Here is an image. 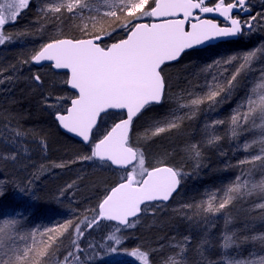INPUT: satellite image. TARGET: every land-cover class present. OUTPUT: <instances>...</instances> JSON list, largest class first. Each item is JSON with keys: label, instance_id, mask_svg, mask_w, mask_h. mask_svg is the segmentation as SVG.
I'll return each instance as SVG.
<instances>
[{"label": "snow or ice", "instance_id": "snow-or-ice-1", "mask_svg": "<svg viewBox=\"0 0 264 264\" xmlns=\"http://www.w3.org/2000/svg\"><path fill=\"white\" fill-rule=\"evenodd\" d=\"M43 7L39 15L51 20L53 26L64 21L74 25L68 31L53 35L35 49L23 64H41L49 62L54 71L66 72L63 81L72 95H46L42 93V103L52 110L56 124L66 133L80 138V143L88 149L87 155L56 165L65 168L71 164L100 161L109 168H118L124 172L116 184L107 188L98 198L95 208L85 212L75 223L68 221L53 227L38 229L29 225L26 202L17 203L10 213H6L2 201L7 199L9 184L0 173V219L6 215L13 218L8 221L14 226L16 235L8 237V244H0V264H32L29 253L49 259L55 258L54 264H90L87 257L98 249L103 251L104 241H108V254L117 252V245L126 244L124 237L136 226L142 215L155 211L168 202L177 192L184 173L165 161L149 162L145 167V151L137 141L135 124L150 112L159 111L152 117L145 130V139L166 131L179 130L185 119H191L200 104L207 103V110L215 111L223 102L231 99L245 80H251L253 62L264 64V42L243 52L230 53L222 59L210 62L202 72L208 74L203 89V97L190 94L188 104L180 103V97L170 92L166 77V66L188 54L195 46L216 45L218 40H235L252 34L257 25H264V9L253 11L251 0H118L114 10L107 11L103 21L86 0H41ZM35 7L34 0H3L0 2V46L11 37L3 34L4 26L15 22L22 10ZM87 13V14H86ZM218 17L219 19H217ZM123 33L122 38L116 39ZM111 38L114 42L106 43ZM223 67V73L219 71ZM216 70L213 71L212 69ZM2 71V70H0ZM260 79L264 81V67L260 68ZM8 79L0 78V82ZM32 80L39 86L44 81L40 75H33ZM251 88V85L248 86ZM264 89V83L260 85ZM255 100L251 91L237 99L233 114L228 121L216 119L211 125H205L207 143L217 144L223 137L216 133L224 126H230L233 136L239 131H247L257 120L264 121V100L259 111L255 110ZM163 110V111H160ZM243 110V111H241ZM116 115L119 119L106 117ZM251 122V123H250ZM25 134L11 130L3 139L10 147L0 152V160L12 164L21 163V157L31 159L28 149L23 146ZM264 143V141H261ZM42 150L47 145L39 141ZM201 144L189 145L187 151L195 158L201 156ZM248 144H245L247 149ZM261 161L264 167V148L251 156L250 160L240 161L245 164ZM31 167H36L32 165ZM38 177L35 174L25 176L17 193L22 198L34 196L29 189ZM237 182L240 177L236 178ZM247 186V181H243ZM75 181L66 185L65 190H73ZM264 192V184L260 185ZM62 194L64 190H61ZM236 188L222 190L216 206L207 203L201 205L200 219L185 215L189 226L204 225L208 231L205 213H220L232 202L230 193H238ZM216 193L209 192V198L215 200ZM194 207L186 205L185 208ZM258 208L264 210V203ZM225 221V231L220 236L222 254L219 258L205 256V249L196 251L201 264H264V254L253 258L256 253L244 256L242 246L255 242L257 237L240 238L230 235ZM214 227V224L211 225ZM93 232L102 233L99 242L90 238ZM24 233V234H22ZM43 251L37 252L36 234ZM207 244V236L203 237ZM24 247L20 241H29ZM264 249V235L259 237ZM65 241L68 243L65 244ZM183 245V247H181ZM192 245L191 234L176 241L173 252H181L180 260H186L185 248ZM211 247V245H208ZM127 255L135 257L139 264H155L157 252L147 246H139ZM84 257V259H81ZM165 264H178L171 259Z\"/></svg>", "mask_w": 264, "mask_h": 264}, {"label": "rangeland", "instance_id": "rangeland-1", "mask_svg": "<svg viewBox=\"0 0 264 264\" xmlns=\"http://www.w3.org/2000/svg\"><path fill=\"white\" fill-rule=\"evenodd\" d=\"M0 2H3V0H0ZM86 2L89 3L90 7L95 12L99 13L98 15H104L107 11L113 10L115 8L116 4L118 3V0H86ZM251 4L254 6L253 11H260L261 9H264V5L262 6L259 3L256 4L253 0H251ZM24 12L25 10L21 11L20 16L17 18L15 22H10L6 24L7 26H5L2 30L3 34L11 37L10 30H13L12 29L13 26L17 23V21L20 18H22V14ZM37 15L39 18L40 17L39 13ZM37 15H36V18H37ZM33 23H36L34 25L35 27L37 25L39 26L43 24V23L40 24V22L36 20ZM64 24H65L64 21H60L57 24L58 26H55L53 33L50 35L52 36L60 35L64 31L61 25H64ZM68 26L73 27L74 25L68 24ZM48 28H49V25L47 23L46 24L44 23L41 29L39 28L40 30L37 29L39 34L37 36H33V40L38 39L40 41L43 40L42 42H44L45 40L42 37L43 35L42 32L47 31ZM262 28H264V25H257L256 28L253 30V33L258 32L257 35H260L261 33L260 30ZM24 31L25 29L21 27V30L19 29V31L14 32L12 34V38H11L12 42L6 41L2 46H0V58L2 57V55H4L6 49L8 48V45H10L11 43L12 44L10 47H12L15 50L17 49L16 47L18 46V40H17L19 38L18 36L22 37ZM28 33L30 34V32ZM30 43L31 42H29L28 40L21 41L19 45V49L21 48L23 49L25 46H29ZM226 55H229V54L228 53H223L221 55L213 54L208 58L209 59L208 61H204L201 63L199 62L200 64L197 63L196 66L199 68L200 73L203 74V76H205L208 79L209 78L208 74L202 72V68L207 67V65L210 62L214 61L215 59L217 58L222 59ZM191 65L192 64H186L183 67L187 68ZM46 66L50 67V65H46ZM48 67L47 68L44 67L39 70H36V73L42 77V80L44 79L43 81L46 85V88H47V83H48V85L50 86V90H49L50 92L52 89L53 92L56 90V93L54 92L56 95L69 96L70 94L63 93L62 86L60 84L59 86L56 85L57 80L64 81L66 77L65 76L58 77L57 74L59 73H55L51 67L49 69ZM261 67H264V64H262L259 60L254 61L252 65V71L250 72L251 80L254 83L251 84V88L247 89L245 83H247L248 86L250 85V83H248L249 80H245L243 81L240 87V89H244V90L246 89V91L252 92L253 99L256 102L255 103L256 112L259 111L260 103L262 100H264V89L260 87V85L264 83V81H262L260 78H259V81H257ZM174 70L175 69H171V68H168L167 70L170 76V80L172 79L171 76ZM212 70L215 71L216 69L213 68ZM219 71L223 73L222 66L219 68ZM204 83L205 81L203 82L202 86L204 85ZM169 85H170V89H169L170 92L174 96L180 97L181 98L180 103H183V104L189 103V100L186 99V97H188L190 94H193L194 97H203L205 95V93L203 92L200 93L198 92V90L195 91V89L186 88L185 90V87H183L182 89V87L179 84L176 85L173 81H170ZM229 107H230V104L225 106L223 103L222 107L220 108V111H217V109L215 111H209L207 110V103L200 104L198 108L195 110V112L190 114L191 117H193V119L197 118L199 120V123H198V128L195 130L194 134L191 136L190 141H188L189 142L188 145H186V148L182 149L185 153V158L180 157L181 154L178 155L177 156L178 158H177L176 157L177 154H175L174 152L165 153V154H167L170 158H173L174 160H176L174 162L175 164L174 168L184 173V176L181 179V187L187 180L189 181L193 180V183H194V181L197 180L196 178L202 179V177L203 178L205 177L206 164L204 163V158L208 154L210 155L211 150L214 151L217 149L222 150V151L225 150L226 154H232L233 157L234 156L236 157L234 159L235 162L233 163L232 162L233 160H230V163L228 165L229 168L226 167L228 168V172L230 173L228 174V176H230L231 179L226 180V181L224 180L223 182H221V184L217 186L212 185V186H209L208 188L207 187L203 188L200 192V195L197 196L196 198L197 200L195 199L196 201L194 202H193V193H190V196L188 197L177 194V196H175L171 200L169 207H167L168 205H165V206L161 205V207L156 209L155 211L149 210V212L142 215L139 221L136 223V226L133 229L129 230L127 235L124 237L127 243L126 244L122 243L121 245L116 246L117 252L121 254L119 255L113 254V255L115 256L117 261H122L120 264H139V262L136 260L135 257L127 255L126 252L131 251L134 248L139 247L140 245L145 246L144 245L145 242L142 240L143 235H140L135 240L130 241L129 239L137 236L139 233L143 231H147L149 227H153V224H149V223L154 222L155 219H151V217L158 215L159 212H163V213H168L167 211L175 212L178 215L179 220H178V227H176V231H174L172 235L168 233L166 236L162 237L158 242H156L157 247L150 248V249L156 250L157 252V259L155 261V264H165L166 261H169L171 259L177 260L178 264H201L200 255L196 251L197 249H200V248L205 249V252H204L205 256H209L211 258H219L220 255L222 254V250L220 248V244L222 243V241H220L219 238L225 231V221L228 219L227 218L229 215L228 212L231 211L235 207V205L237 206L235 201H239L238 203H241L240 200L242 199H245V200L244 201L242 200L241 205L243 204L246 205V207L244 208L246 209L247 213L251 212V215H249L251 217L248 219V223L249 221L251 222L249 226L250 228L246 227L245 228L246 230H243L241 227L238 226L235 229V233L239 235L241 232L242 234L248 232V233H253V235L251 236L257 235V228L260 227V224H259L260 219L258 220L257 214H261V212L264 213V210H261L260 208L257 207L259 203H264V202H258L260 199L264 198V192H262L260 189V185L264 184V180H263L264 176L263 178L261 177L259 178V176H261L263 173L259 174L258 171L259 170L264 171V167L263 168L260 167L261 161H254V162H249L245 164H240V161L250 160L253 154L260 152L261 148H264V143H261V141H264V121L257 120L255 124H252L249 130L245 131V134L242 135L241 142L236 145V148L234 147L233 142H232V129L230 126H227V125L222 127L216 133L217 135L223 137L217 144L207 143V135L205 133L204 126L211 125L212 122L216 119H223L225 121H228L230 116L233 114V110H230L231 108L229 109ZM155 116H157V114L155 113L153 114V112H150L147 115H145L144 118L138 120L135 124V128L137 130V141L141 145H144V147L141 150L145 151V167H148L149 162L154 163V164L158 163L159 161L166 162L165 155L159 156L158 153L152 152V150L148 147H150L153 144L159 145L160 143H163L166 138H168V141L169 140L172 141L174 139V136H173L174 133L175 132L177 133V131L179 132V130L166 131L165 133H161L157 136L145 139L144 133L147 128L148 122L152 119V117H155ZM117 117L118 116L113 115L111 117H106L105 119L111 122L112 119H115ZM189 121L190 119H185L180 129L186 126L185 124ZM13 129L16 131H22L25 134L24 139H23V146L28 149L27 155H29L31 159L29 160L26 157H21V163H17L15 165L10 162H5V161L0 160V173L5 174V173L11 172L9 174L11 175L14 174L13 176L15 177V182H17L18 184L19 181H17L16 175L18 174L24 175V173L36 175L35 172H28L29 169L27 168V166H30V168H33L31 166L35 165L36 167L34 168H37V170H39L38 168L46 169L45 173L47 172L46 174L47 178L52 179L56 177L60 179V184L57 186V188L54 191L51 189H47L46 184L42 183L37 178L35 183H33L31 185V188L29 189L31 193H34V196L30 198H22L17 193L16 190L14 191L16 198L20 200V202L27 201L26 205H34L33 209L28 210L27 212L28 217H30L29 216L30 214H32L34 217L33 220L28 219V224L29 225L34 224L36 228L42 230L47 227H53L55 225L61 224V222L63 223V222L71 221V219L68 218V215L71 216V214H77L78 216V218H74L73 221H77V219H82L83 217L79 218V216L83 214L91 215L90 211L87 213L85 212L86 209L91 210L90 208H92V206H88L90 205L88 203L89 201H87V203L83 201V203L81 204L82 200L78 199L79 198L78 193L80 191V189H77L78 180L80 178H87L95 173L101 172L102 169H105L104 166L99 163H94V162L90 163V162L85 161L83 163L77 162V163L71 164L69 167H65V168L56 167L57 163H65L70 160L76 159L78 156L87 155L88 153L83 152V150H81L77 146H75L76 147L75 149L77 150H74V148L71 146V149L73 151H68V152L66 151L65 153L59 155L60 149L57 147V143L52 139L51 136H46L45 132H42V131L39 132L35 128L30 129L23 125H20L14 120H11L9 123H7V125L5 124V125H2V127H0V152H6L8 148L10 147L9 145H6L3 137L9 136L11 134V130ZM229 139L230 141L228 142ZM40 140H43L46 143L47 145L46 149L42 150L40 148L39 146ZM225 140H226L225 145L227 147L224 145ZM201 142H203V147L200 148L201 156L197 160L193 156H191V154L187 151V148L189 145H192V144L199 145L201 144ZM53 143H54V147H53ZM246 143L248 144L247 149H245ZM219 153L220 151L217 152V154ZM57 159L60 160L61 162H59ZM218 159H219L218 161L221 162L223 160V157L219 156ZM227 163H228V160H227ZM108 169H110L108 170L110 175H107V177L108 179L110 178L112 181L110 182V184L111 183L113 184V181L117 182L119 178L124 175V172L117 173L116 170H113L112 168L108 167ZM54 173H56L58 176L59 175L64 176V180L54 175ZM237 177H240L242 181L246 180L247 186H244V185L242 186L241 183H238L239 188H244V191L240 190L238 193H230V195L232 196V202L222 212L205 213L207 221L210 222L208 224L207 233L204 232V225L197 224L195 226L190 227L188 221L184 219V216L186 214L191 215L195 219L199 220L200 213L202 211L201 205L203 204L206 207L207 203L211 202L212 206L215 207L216 201H218L221 197L222 190L226 191L229 187H233L232 181L235 182ZM73 181H75V184H76V187L74 189H76L77 191L74 189L65 190L66 185H68L69 183H72ZM18 185H20V183ZM35 187H38V189H36ZM107 187L108 186L101 187V189L99 190L100 194H102L107 189ZM236 187H233V188H236ZM63 189H64L63 192L65 193V195H62L61 190ZM210 191L213 193H216L215 200L210 201V198H209ZM186 205L194 206V207L185 208ZM53 207L55 209H58L60 214L62 215V217L64 216V218L61 219L59 216H54V219H52L53 216H51L52 217L51 219L50 218L46 219L48 215L50 214V212L54 210ZM162 208L164 209L161 211ZM46 210L48 211L45 213ZM53 213L56 214V211H53ZM39 214H41L43 218L44 217L46 218L40 219ZM12 218H13L12 216L7 215L5 218L0 220V234H4V231L7 232L6 235L8 236L5 238L7 239V243H8L9 236L16 235L14 226L8 222ZM149 218L151 220L147 221V219ZM46 220H49L48 224H51V225L41 226L40 224L45 223ZM240 222H241L239 223L240 226L241 225L247 226L244 219H241ZM213 224H214V227L211 226ZM4 228L7 229L8 231L5 230ZM189 233L191 234V237H192V245L188 248H185V251L188 253L187 259L180 260V257L183 255V253L173 252L172 247L176 246V241L182 240L184 235L189 234ZM205 235L207 236V240H208L207 244L204 242V239H203ZM256 237H257V240L255 242H251L252 244L248 245L245 243L242 246L241 252L244 256H248L250 252L256 253V256H254L253 258H258L259 255L264 254V249L261 248L260 240H258L259 235H257ZM35 240L37 241V244L34 245V247L36 248V251L37 252L43 251L42 246L39 244V241L41 240V236L39 233L36 234ZM26 243H31V240L27 242L20 241L19 246L24 247ZM67 243L68 242L65 241V244ZM209 244L211 245V247L208 246ZM146 245L148 244L146 243ZM170 245L172 247H170ZM181 247H183V245H181ZM29 257L32 260V264H54V260H55V258L49 259L44 256L34 255L33 253H29Z\"/></svg>", "mask_w": 264, "mask_h": 264}, {"label": "trees", "instance_id": "trees-1", "mask_svg": "<svg viewBox=\"0 0 264 264\" xmlns=\"http://www.w3.org/2000/svg\"><path fill=\"white\" fill-rule=\"evenodd\" d=\"M256 4L259 3L260 5H264V0H253ZM35 3V7L30 6L28 9L25 10V12L22 14V18H20L17 23L13 26V30H10L11 32V38H12V34L14 32L19 31V29L21 30V27L23 29H25L22 37L18 36L19 38L18 40V46L16 47L17 49H13L10 45H8V48L6 49L4 55H2V57L0 58V78L2 77H7L8 79L3 80V82H0V127H2V125H7V123H9L11 120H14L15 122H17L20 125H23L27 128H35L37 131L39 132H45L46 136H51L52 139L57 143V147L60 149V154L65 153L66 151H73L71 149V146L74 148V150L77 146L78 148H80L81 150H83V152L88 153V149L87 147L80 143V141H77L71 137H69L68 135H66L65 133H63L61 131V129L59 128V126L56 124L55 120L53 119L52 116V110L48 109L44 106V104L42 103V93L46 94V95H56V90L53 92V90H50V86L47 83V88L45 83H43V86H39L35 83V81L32 80V76L33 75H37L36 70H39L41 68H37L34 63L32 64H23L22 61L27 60L30 55L32 54V52L37 49L43 42L36 39L33 40V36H37L38 30L37 29H41V27L44 25V23L49 25V28L47 31L42 32V37L44 38V40L46 41L49 37H51L53 33V30L55 28V26H58L57 23L55 26H53V23L51 20H48L44 17H42L41 15H39L40 17L38 18V13L41 7H43L44 5L42 4L41 0H34ZM114 10V9H113ZM37 15V18H36ZM98 20H105L107 19L104 15H97L96 17ZM39 21L40 24L43 23L42 25H37L36 27L34 26L36 23H33L34 21ZM38 23V22H37ZM7 26V25H5ZM4 26V27H5ZM34 26V27H32ZM64 31H68L70 34L71 33V28L72 26H68V24H64L61 25ZM18 29V30H17ZM39 29V30H40ZM58 29V27H57ZM37 30V31H36ZM56 31V30H55ZM63 31V32H64ZM30 32V34L28 33ZM260 35H257L258 32L256 33H252L249 34L247 36L241 37L237 40H232V41H227V42H222V43H218L216 45L217 46H210L204 49H195L190 51L188 54L182 56V58L173 64H169L166 66V77L168 80V83L170 84V81H173L176 85L179 84L182 89L183 87L186 88H190V89H195L198 90V92H206V89H203V82L206 81V77L203 76V74L200 73L199 68L196 66L197 63L200 64L201 62L204 61H208L209 57L213 54H223V53H235V52H243L246 49L249 48H254L257 44L264 42V28H262L260 30ZM123 33H121L119 36L116 37V39L122 38ZM24 40H28L30 43L29 46H25L23 49H19V45L21 41ZM44 41V42H45ZM12 42V39H11ZM114 42L111 38H109L106 43H112ZM13 51V52H12ZM211 53V54H209ZM200 62V63H199ZM186 64H192L191 66L185 68L183 67ZM48 66H46L47 68ZM50 67H48L49 69ZM168 68L171 69H175L173 71L172 74V79L170 80V76L168 73ZM58 77H63L62 75L57 74ZM67 78V77H66ZM205 78V79H204ZM260 76L257 78V81H259ZM44 80V79H43ZM243 83V82H242ZM245 83V82H244ZM248 83L253 84L254 82L252 80H249ZM59 84L62 86V90L66 91L68 88L64 85L62 80H57L56 81V85L59 86ZM246 84V88L248 89V85ZM45 88V89H43ZM188 91V90H187ZM247 92L246 89H238L237 91H235L231 97V99L223 102L225 106L230 104L229 109L233 110L237 99L239 97H242L244 95V93ZM222 103V104H223ZM222 104L219 105L216 109L217 111H220V108L222 107ZM229 110V111H230ZM161 111V110H160ZM159 114V111H153V114ZM201 114V113H199ZM198 114V115H199ZM203 115V114H202ZM193 116V114H192ZM115 119H119L118 117ZM9 121V122H8ZM198 123L199 120L197 118L191 117L190 121L187 122L184 126L182 127V129H179V132L177 131V133H174V139L172 141H168V138H166L164 140L163 143L158 144H153L151 145L150 148L152 150V152L158 153L159 156H166L165 160L168 163V165L171 166H175L174 162L176 160H174L173 158H170L167 154L165 153H172L174 152L176 155V157L178 155H180V157H184L185 158V153L182 150L183 148H186V145H188V141H190L191 136L194 134L195 130L198 128ZM245 134V131L241 132L237 129V133L235 136H233L232 134V142L234 147L236 148V145L238 143L241 142V137L242 135ZM230 141V139L228 140V142ZM55 143V144H56ZM226 143V140L224 142V145ZM226 146V145H225ZM53 147H54V143H53ZM221 147V146H220ZM227 147V146H226ZM224 149V148H223ZM63 150V151H62ZM220 151L219 154H217V152ZM59 153V152H58ZM242 153V152H241ZM209 155V154H208ZM205 156L204 158V163L206 164V169H205V177L202 179L201 178H196L197 180L194 181H185V183L182 185L180 192L178 193L179 195H183L185 197L190 196V193H193V202L196 201L197 196L200 195V192L203 188L205 187H209V186H217L219 184H221V182H223L224 180H229L231 179L230 176H228V174H230L228 172V165L230 163V160H233L232 162H235V156L233 157L232 154H226L225 150H211L210 151V155L209 156ZM192 156V155H191ZM221 156L223 157V160L220 162L218 161V157ZM240 156V155H238ZM178 158V157H177ZM183 158V159H184ZM58 160V159H57ZM182 160V159H181ZM228 160V163H227ZM59 162H61L60 160H58ZM57 162V161H56ZM94 163H99L101 165L104 166L105 169H102L101 172L95 173L87 178H80L78 180V187L77 189H80L79 191V200L81 201V204L83 203V201H85L87 203V201H89L88 203L90 205L88 206H92L93 209L96 206L97 200L99 198V195L101 196L102 194H100V189L103 186H108L107 188L112 187L113 185L116 184V182L113 181V184L110 182L111 179L107 177V175H110L108 170V167H106V165H104L101 162L98 161H93ZM90 162V163H93ZM61 164V163H57L56 165ZM226 164V165H225ZM262 162L260 163V167H261ZM228 167V168H226ZM27 168L29 169L28 172H35L36 175L38 176L39 181H41L42 183L46 184V188L47 189H51L54 190L57 188V186L60 184V179L59 178H52L49 179L46 177L47 172L45 173L46 169L44 168H38L39 170H37V168H30V166H27ZM48 168V167H47ZM223 168V169H222ZM226 168V169H225ZM263 168V167H261ZM6 170V169H5ZM7 171V170H6ZM9 172V170H8ZM118 172H123V171H116ZM259 174L263 173L261 176H259V178H263L264 176V171L259 170L258 171ZM11 173V172H9ZM9 173H3L5 176V182L9 184V187L7 189L8 192V197L7 199H4L2 201V206L3 209L6 213H10L11 209L13 206H15L17 203H22L20 202V200H18L15 196L14 191L16 190V188L12 185L11 181L15 182V177ZM29 174H25L24 175H16V179L17 181H19V183L21 181L24 180L25 176H28ZM54 175H56L57 177H60L64 180V176L61 175H57L56 173H54ZM236 176V175H235ZM239 176V174H238ZM114 180V179H113ZM242 181V179H240ZM264 180V178H263ZM237 182V180L235 182L232 181L233 183V187H236L238 185V183H241L243 186V181L241 182ZM107 182V183H106ZM18 183V184H19ZM106 183V184H105ZM15 184H17V182H15ZM17 184V186H18ZM66 184V182H65ZM36 189H38V187H35ZM246 188V187H245ZM64 190V189H63ZM76 190V189H74ZM244 191V188H239V191ZM77 191V190H76ZM62 195H65V193L63 192ZM177 196V195H176ZM196 199V200H195ZM243 201L245 199H242ZM242 200H240L241 203H238L239 201H235V203L237 204V206L235 205V207L229 211V215H228V219L227 221H229L227 228L230 230L228 232V234L230 235H235L237 237L240 238H244V237H248L251 238L253 236V233H243L242 232L238 235L235 233V229L239 226L241 227L243 230H246L245 228L250 226V221L248 223V219L251 217L249 215H251V212L247 213L246 209L244 207H246V205H241L242 204ZM27 202V201H25ZM84 202V203H85ZM258 202H264V198L260 199ZM171 203V201L167 204H162V205H168L167 207H169V204ZM241 205V206H240ZM26 206H30L28 208V210H32L34 205H26ZM54 209V210H53ZM53 211H56V214L53 213V211L50 212V214L48 215V217H44L39 214V218L40 219H54V216H59L61 219L64 218V216L62 217V215L60 214L58 209H55L53 207ZM164 208L161 209V211ZM43 211V210H42ZM48 210L45 211V213ZM168 213H163V212H159L158 215L151 217V219H155L154 222H150L149 224H153V227H149V229L147 231H143L141 233H139L137 236L132 237L131 240H135L137 237H139L140 235H143V241L145 242L144 245L147 246L148 248H152V247H157V243L162 237L166 236L168 233L169 234H173L174 231H176V227H178V215L175 212H170L167 211ZM54 214V215H53ZM7 216V215H6ZM5 216V217H6ZM30 220H33V215L30 214ZM83 215L79 216V218L83 217ZM249 216V217H248ZM4 217V218H5ZM258 220H259V224L260 227L257 228V235L262 236L264 235V213L261 212V214H257ZM68 218L71 219L72 223H75L76 221H73L74 218H78L77 214H71L68 215ZM240 218V219H239ZM150 218L147 219V221L151 220ZM241 219H244L247 226L246 225H241L239 223H241ZM2 220V219H0ZM247 220V221H246ZM49 220H46L45 223L40 224L41 226H48L51 224H48ZM66 223V222H63ZM237 223V224H236ZM62 224V222H61ZM53 226V224H52ZM56 226V225H55ZM250 228V227H249ZM5 229V228H4ZM7 230V229H5ZM8 231V230H7ZM7 232L4 231V234H0V242L3 245H7V239H5L8 235H6ZM102 233L100 232H93L92 233V237H90L93 242H99L100 241V237H101ZM256 235V236H257ZM255 236V237H256ZM259 240V239H258ZM141 241V240H140ZM142 242V241H141ZM108 241H104L103 243V251L101 250H97L95 253L88 255L87 259L90 262V264H120L122 261H117V259L115 258V256L113 254L109 255L108 254ZM146 243L148 245H146ZM246 244H252L251 242H248ZM118 246V245H117ZM142 246V245H140ZM37 259V258H36ZM81 259H84V257H81Z\"/></svg>", "mask_w": 264, "mask_h": 264}, {"label": "water", "instance_id": "water-1", "mask_svg": "<svg viewBox=\"0 0 264 264\" xmlns=\"http://www.w3.org/2000/svg\"><path fill=\"white\" fill-rule=\"evenodd\" d=\"M217 19H219L218 17H216ZM235 40H237V39H235ZM227 41H232V40H218V41H216V44H218V43H222V42H227ZM209 46H213V45H201V46H195L192 50H195V49H204V48H207V47H209ZM191 50V51H192ZM182 58V57H181ZM180 58V59H181ZM179 59V60H180ZM179 60H177V61H174V62H172V63H175V62H178ZM34 65L36 66V67H38V68H41V67H43V66H46V65H50V63L49 62H43V63H41V64H35L34 63ZM54 71V70H53ZM54 72H56V73H65L66 74V72H64V71H54ZM69 89V88H68ZM70 90V89H69ZM60 128V127H59ZM61 129V131L63 132V133H65V134H67L68 136H70L71 138H73V139H75V140H77V141H80V138L79 137H77V136H75L74 134H69V133H66L62 128H60ZM168 166H171V165H168ZM173 167V166H172ZM112 169H114V170H120V169H118V168H112ZM180 188H181V182H180V186L178 187V189H177V192L176 193H174L173 194V197L180 191ZM172 197V198H173ZM172 198L168 201V202H170L171 200H172ZM168 202H165V203H168Z\"/></svg>", "mask_w": 264, "mask_h": 264}, {"label": "flooded vegetation", "instance_id": "flooded-vegetation-1", "mask_svg": "<svg viewBox=\"0 0 264 264\" xmlns=\"http://www.w3.org/2000/svg\"><path fill=\"white\" fill-rule=\"evenodd\" d=\"M44 67H46V66H43L42 68H44ZM59 75H62V76L67 77V75L64 74V73H60ZM66 79H67V78H66ZM63 93H64V94H70V95H72V92H71V90H69V89H67L66 91H63Z\"/></svg>", "mask_w": 264, "mask_h": 264}]
</instances>
